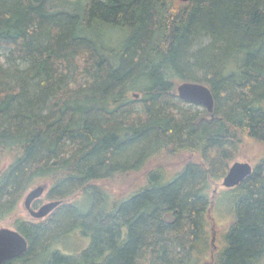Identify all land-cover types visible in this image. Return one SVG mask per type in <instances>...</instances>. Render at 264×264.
I'll list each match as a JSON object with an SVG mask.
<instances>
[{
  "label": "trees",
  "instance_id": "obj_1",
  "mask_svg": "<svg viewBox=\"0 0 264 264\" xmlns=\"http://www.w3.org/2000/svg\"><path fill=\"white\" fill-rule=\"evenodd\" d=\"M181 81L208 86L212 118ZM246 140L264 147V0H0V222L34 183L62 200L13 219L27 249L3 264H264V156L223 190L205 256L212 183ZM74 229L82 252L52 248Z\"/></svg>",
  "mask_w": 264,
  "mask_h": 264
},
{
  "label": "rangeland",
  "instance_id": "obj_2",
  "mask_svg": "<svg viewBox=\"0 0 264 264\" xmlns=\"http://www.w3.org/2000/svg\"><path fill=\"white\" fill-rule=\"evenodd\" d=\"M107 31H109L107 36L110 38L111 41L113 40L114 43L116 44L120 42L126 35V32L124 30L119 31L113 27L112 29L107 30ZM134 91L137 92V90H134ZM195 108L201 109L203 107L201 105H197ZM263 156H264V147L262 145H258L251 140H246L244 141L243 145L240 147L233 161H246L253 167ZM171 162L172 164H167L168 170L173 169V167L179 164V161L174 160V159ZM139 174H143V172L140 171V172L131 174L128 180V185H121L120 182H117V181L116 183H113L112 185L111 182L110 183L108 182L109 186H107V188H110L109 198L112 199L113 197H116L120 199L121 197H123V194L120 192V190L122 188L129 187L133 182H135L136 180L135 178L137 177H138V181H141V178L138 176ZM221 179H219L217 182L212 183V188L213 189L215 188L217 192L222 191V194L218 197L217 200L216 199L215 201L213 200L214 203L212 202V206L207 215L208 216L207 240L210 246L208 247L207 253L205 254V256H208V259L211 256L213 247H214V250L216 251L223 245L224 233L227 230L228 223L232 219L231 218L232 216L231 198L229 194L223 191L228 188L222 186ZM38 183L40 182L34 183L33 186L37 185ZM33 186H31L28 190H30ZM48 187L49 185L46 186V190L43 192V194L38 199H36V202H35L36 207L50 200L46 198L45 196ZM28 190L25 192V194L28 192ZM78 196L75 198V201H79L80 197ZM23 198L20 201L15 213L11 217L0 222V227L4 226V227L11 228L10 223L15 218H24V219L36 221V219H33L32 217L29 216V213L25 209L23 205ZM211 228H213V236H214V240L212 243H211V238H212ZM89 242H90V237L84 236L80 232L79 229H74V230L69 231L66 235H64L58 241L54 242L52 245V248H57L62 253H65V254H76V253L82 252L89 245ZM214 250L213 252H215Z\"/></svg>",
  "mask_w": 264,
  "mask_h": 264
},
{
  "label": "water",
  "instance_id": "obj_3",
  "mask_svg": "<svg viewBox=\"0 0 264 264\" xmlns=\"http://www.w3.org/2000/svg\"><path fill=\"white\" fill-rule=\"evenodd\" d=\"M186 2L188 0H178ZM175 90L179 98L203 106L213 117L214 99L207 85L194 81H181L176 83ZM132 95L137 98L138 93L133 92ZM252 172V166L246 161H233L226 174L222 177L221 184L223 187L230 188L238 185L246 176ZM46 184L41 183L32 187L25 194L23 205L31 217L40 219L50 214L62 200H50L42 203L37 209H34L31 204L35 199H38L46 189ZM213 193L217 190L212 189ZM213 202V201H212ZM212 204L210 205L211 208ZM208 209V213L210 211ZM211 243L214 240L213 228ZM27 249V241L22 234L15 228L0 227V264L5 261L12 260L21 256Z\"/></svg>",
  "mask_w": 264,
  "mask_h": 264
},
{
  "label": "flooded vegetation",
  "instance_id": "obj_4",
  "mask_svg": "<svg viewBox=\"0 0 264 264\" xmlns=\"http://www.w3.org/2000/svg\"><path fill=\"white\" fill-rule=\"evenodd\" d=\"M35 202H36V199L32 202V207L33 208H35L36 207V204H35ZM29 216H30V214H29ZM31 217V216H30ZM33 218V217H32ZM33 219H36V218H33ZM43 219V218H42ZM40 220V219H39Z\"/></svg>",
  "mask_w": 264,
  "mask_h": 264
}]
</instances>
